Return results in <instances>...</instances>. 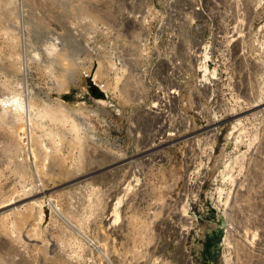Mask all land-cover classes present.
<instances>
[{"label":"rangeland","instance_id":"374dc122","mask_svg":"<svg viewBox=\"0 0 264 264\" xmlns=\"http://www.w3.org/2000/svg\"><path fill=\"white\" fill-rule=\"evenodd\" d=\"M196 1L0 0V264H264V0Z\"/></svg>","mask_w":264,"mask_h":264},{"label":"bare ground","instance_id":"6f19581e","mask_svg":"<svg viewBox=\"0 0 264 264\" xmlns=\"http://www.w3.org/2000/svg\"><path fill=\"white\" fill-rule=\"evenodd\" d=\"M198 5H197V8L198 9H195L194 10V12L196 13V15H199V13H203V12H206L207 14H208V17H210L213 13H220L221 14V12H219V11H214L213 13L211 12V4H210V1L209 0H200V2L199 3H197ZM219 6V4L216 2V7H218ZM196 7V6H195ZM194 7V8H195ZM222 15V14H221ZM125 44H126V42H124ZM202 44H204V43H202ZM206 50H207V44L205 43L204 44V47H203V49H201L200 48V51L202 52V53H205L206 52ZM147 51H148V49H147ZM155 52H157V51H159V50H154ZM143 52V51H142ZM123 53V51L121 52V53H119V54H122ZM143 54V53H142ZM203 55V54H202ZM202 55H200L199 57H197V56H195V59H196V61H198L199 59L200 60H202V62L203 63H200V65H201V68L203 67L204 69H207L208 68V63H207V55L206 54H204V57L203 58H201V56ZM123 56V55H122ZM194 59V60H195ZM166 61L167 62V60H166V58L165 59H162L161 61ZM112 61V60H111ZM199 62H201V61H199ZM124 63V62H123ZM122 63V64H123ZM168 64V63H167ZM123 66V65H122ZM167 66V65H166ZM127 67H128V65H127ZM199 67V66H198ZM161 68H162V66H161ZM140 70H141V68H140ZM142 71V70H141ZM173 71H174V64H173ZM169 75H171V74H173V72H167ZM172 81V80H171ZM161 82L160 81H158L157 82V85L155 86L156 87V89L154 90V91H150L149 89H148V87H147V83H146V88H144V87H140L139 86V90L142 92V93H145V94H151L150 95V97L152 96V97H156V101L154 102V104H153V109H152V111L154 112V114H159V113H161L162 115H164V113H165V109H163V108H165V106L166 105H168V104H170V101H171V99L172 98H176V96L179 94V89L178 88H176L177 87V85L176 84H172L173 85V87L172 88H160V89H158L157 90V87L159 86V84H160ZM172 83H173V81H172ZM103 85V84H102ZM98 87H99V85H98ZM170 87V86H169ZM103 90H102V89ZM99 87L96 91H95V93L97 94V95H103L104 97H106V95H109L108 94V92H109V90L108 89H110V87L109 86H107L106 84L105 85H103L102 87ZM115 89H117L116 87H115ZM137 90V89H136ZM30 97H28V102L27 103H25V101H23V99H21V97H19L18 95H15L12 99H9V101H11L10 102V108H9V111H11V108L13 109V112H12V114H11V117L18 123H21V122H23V120H21L22 118L25 120V124H26V122H28V127H30L31 126V124H32V110H33V108H34V104H33V102L29 99ZM27 101V100H26ZM102 102H105V101H103V100H101ZM170 106V105H169ZM170 109V108H169ZM15 110V111H14ZM21 112H24V114H26L25 116L24 115H21ZM167 113V112H166ZM160 117V116H159ZM26 118V119H25ZM160 118H163V117H160ZM22 125V124H21ZM21 125H20V131H19V133L20 132H22L21 130ZM18 133V134H19ZM75 133H77V131H75ZM78 134V133H77ZM77 136V135H76ZM79 136V135H78ZM162 139V138H161ZM160 143H162L161 141H160ZM141 155V154H140ZM147 157V156H146ZM149 157V156H148ZM46 165V164H45ZM44 167V166H43ZM98 171L100 170V169H97ZM96 173V172H95ZM94 172H92V173H87V175H89V176H91L92 174H95ZM133 180H137V182H138V178L137 177H134V179ZM133 180H131V181H129L128 182V184L126 185V187L124 188V190H123V195L125 194V191L126 190H128L129 188H131V186L133 185ZM140 180V179H139ZM39 185V184H38ZM135 186V185H134ZM36 188V187H35ZM37 189V188H36ZM132 189V188H131ZM42 190V189H41ZM130 191V190H129ZM38 192V189L34 192V194H36ZM126 193H128V192H126ZM37 195V194H36ZM126 196H127V194H126ZM33 197V196H32ZM125 197V196H124ZM116 199V202L114 203V205H113V207H112V211L110 212V217L109 218H111V216H113V221L110 223L111 225L113 224V223H115V222H117V220H118V217H119V213H118V208H119V203L121 202V199H122V195H121V197L119 196V195H117L116 197H115ZM39 199H41V198H39ZM38 199V200H39ZM37 200V199H36ZM37 200V201H38ZM123 200V199H122ZM40 201V200H39ZM120 218V217H119ZM112 219V218H111ZM118 223V222H117ZM74 228V227H73ZM75 230H77V229H75ZM80 230V229H79ZM77 233H79L82 237H84L85 239H86V237H85V235L82 233V231H76ZM89 242V241H88Z\"/></svg>","mask_w":264,"mask_h":264},{"label":"built area","instance_id":"2783aa9c","mask_svg":"<svg viewBox=\"0 0 264 264\" xmlns=\"http://www.w3.org/2000/svg\"><path fill=\"white\" fill-rule=\"evenodd\" d=\"M197 2H198V1H196V4H194V6H193V11H194L195 9H198V8H197V5H198ZM195 6H196V7H195ZM194 7H195V8H194ZM160 31H161V28L158 30V32H160ZM206 44H207V43H206ZM208 45H209V44H207V47H208ZM203 47H204V45L202 46V49H203Z\"/></svg>","mask_w":264,"mask_h":264},{"label":"water","instance_id":"95a60500","mask_svg":"<svg viewBox=\"0 0 264 264\" xmlns=\"http://www.w3.org/2000/svg\"><path fill=\"white\" fill-rule=\"evenodd\" d=\"M92 89H93L94 91H96V89H95L94 87H92Z\"/></svg>","mask_w":264,"mask_h":264}]
</instances>
